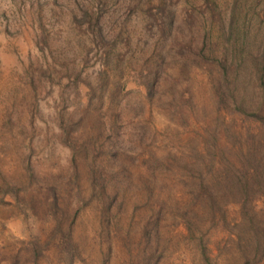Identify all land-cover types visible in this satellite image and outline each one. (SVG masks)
<instances>
[{
    "label": "rangeland",
    "instance_id": "1",
    "mask_svg": "<svg viewBox=\"0 0 264 264\" xmlns=\"http://www.w3.org/2000/svg\"><path fill=\"white\" fill-rule=\"evenodd\" d=\"M263 50L264 0H0V264H243L258 238L264 252L261 192L248 214L191 201L201 177L236 181L224 159L264 177V124L209 81L224 53Z\"/></svg>",
    "mask_w": 264,
    "mask_h": 264
},
{
    "label": "trees",
    "instance_id": "2",
    "mask_svg": "<svg viewBox=\"0 0 264 264\" xmlns=\"http://www.w3.org/2000/svg\"><path fill=\"white\" fill-rule=\"evenodd\" d=\"M173 23L172 19L171 22L169 20L168 23L161 26L162 29L160 31L164 35L170 33ZM228 57L230 58L229 64H227V61L225 62ZM223 60L224 62L221 64L223 65V69L219 72V77L214 79L216 76L212 77V75H209L211 88L213 89L217 101L225 106L230 114H233L234 111L241 114L242 117H248L255 122L261 121L264 124V50L260 54L251 55L247 58L243 57V61L238 63H236L237 57L235 53H230L228 56L224 53ZM242 66V70H237L238 67ZM242 76L245 77L243 78ZM222 82H225V86H221ZM249 87L252 88L251 94L254 95L251 99V103L246 99L249 93ZM228 99L230 101H228ZM244 104H250V107H246ZM252 137L261 141L264 140V133H262L259 138L256 135H253ZM215 148H217V146ZM74 162H76V160ZM223 163H227V166L222 173L229 172L233 178L234 176L236 177V181L224 180L223 191H218V183L210 184L201 177L198 183L192 186V193L196 194L197 192L198 197L192 198L191 201L193 203L196 201L203 203L205 200L207 202V211L214 215L220 214V216L224 215V213H221L223 211L222 206L219 204L220 201L240 203L242 212L248 214L249 207L255 200L253 197L259 195L256 193L261 192L260 194L264 195V180H262L264 177L260 170V166L252 163L247 166L242 164V167L239 168L228 159H224ZM215 165V161L211 162V168L213 167L214 169ZM73 168L76 171L77 163H74ZM226 190L230 191L231 194L224 196H231L232 199H227L226 197H221V195H219V192L225 193ZM251 224H253V220L251 221ZM254 237L256 236H251L250 238L251 248H253V244H255L252 241ZM259 242L260 239L258 238L256 244L259 245ZM258 245H255L254 253H252V255L246 253L250 256H246V259L242 251V257L245 260L243 264L254 263L259 255L264 256V252L259 250ZM200 250L203 258L207 260L206 249L203 245H200Z\"/></svg>",
    "mask_w": 264,
    "mask_h": 264
}]
</instances>
